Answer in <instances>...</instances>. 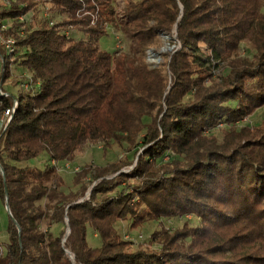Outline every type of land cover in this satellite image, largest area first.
Wrapping results in <instances>:
<instances>
[{"label": "trees", "instance_id": "obj_1", "mask_svg": "<svg viewBox=\"0 0 264 264\" xmlns=\"http://www.w3.org/2000/svg\"><path fill=\"white\" fill-rule=\"evenodd\" d=\"M8 1L2 36L15 51L0 48V196L12 217L0 264H264V118L243 124L264 109V0H127L120 15L115 0ZM45 4L64 19L40 17ZM31 11L38 26L27 33L20 17ZM110 23L138 60L120 78L123 65L97 45ZM162 35L180 48L150 68L143 57ZM14 66L28 90L8 91ZM98 143L133 159L85 165L68 193L56 166L23 165L71 161ZM186 216L200 225L155 230L158 249H133L118 228ZM44 218L58 235L40 229Z\"/></svg>", "mask_w": 264, "mask_h": 264}, {"label": "rangeland", "instance_id": "obj_2", "mask_svg": "<svg viewBox=\"0 0 264 264\" xmlns=\"http://www.w3.org/2000/svg\"><path fill=\"white\" fill-rule=\"evenodd\" d=\"M134 1H141V0H134ZM126 4H127V0L114 1L113 5L116 8V13L118 15L122 13V10ZM39 11L40 12L38 15L40 17H45L46 13H48L51 17V21L53 20L55 23H59L64 19V16L60 15L59 12L51 10L50 4L42 5V8ZM37 17H35L33 11L27 14L26 18L30 20L29 23L26 24L25 31L27 33H30L33 30L37 29L38 26L36 20ZM107 31H108L107 35L101 37L97 45L100 48V50L104 52L112 53L114 55L115 67L118 62L123 65V67L120 70L116 68V76L120 78L121 71L123 68L129 65H134L138 62L137 56L131 53L130 40L123 34L119 25L110 23L107 25ZM69 35L75 39L82 37L81 34H76V32L74 33L70 32ZM161 39H162V45L160 49L157 51H153V50L147 51L143 57L150 68H158L165 61L169 60V56L176 49L180 48V45L176 40L175 35L170 37H167V35H162ZM200 47L202 51L205 49V46L203 44H201ZM241 48H242L241 54L249 53L250 49L248 44H242ZM213 62H214L212 63L213 72L214 74L219 75L221 73L220 69H218V67H215V64L217 62L215 60ZM13 73H14L13 74L14 76H12L13 79L8 80L6 85L8 91L12 93H17V92L20 93L21 91L28 90L30 85L29 82L25 80L28 79L29 77L25 75L27 73L25 72L24 74H21L19 70L15 68V66L13 67ZM223 73L226 74L227 70L224 71ZM17 74L19 76H17ZM22 75L24 79L23 84L16 85L17 80L21 79L20 77ZM263 118H264V109L260 110L252 117H248L243 122V124L249 126H258L263 120ZM212 133L217 136L219 141L222 140L223 135L220 132V130L218 129L213 130ZM104 148H105L104 143L89 144L83 150V152L78 153L76 157L71 161L53 162L48 157H43L37 162L36 160H31L23 163V165L39 166L40 168H44L46 165L56 166L58 171L62 174V176L65 179V186L63 187V191L65 193H68L71 190H76V188L73 186V177L76 174V172L82 169L85 165L95 164V165L104 166L107 165L108 163L115 162L121 158L128 157L130 160L133 159L132 153L127 154L123 148L117 145L113 149L108 150L106 154L104 153L105 150ZM37 205L39 206L40 209L47 211L48 200L44 199L43 201L37 203ZM185 222L190 223V225L192 226L200 225V220L197 217L186 216L184 218L165 220L161 223H156V222L149 223L138 230H132L130 222L120 223L118 224L119 225L118 228L121 231L124 239L133 241L135 245L133 249H146V248L158 249L159 247L157 245L154 246L150 245L152 233L155 230L161 229L162 227H167L169 229L182 227ZM9 224H10V215L5 202L1 199L0 196V242L2 244L7 243L9 240V233H8ZM40 229L44 232L52 231L56 235H58L61 229L63 228L60 225L58 226L54 224L47 218H44L40 221ZM93 232L94 230L90 227L88 231V241L90 244H92V246H94L93 244H96V242L98 243V241H96V239L93 238Z\"/></svg>", "mask_w": 264, "mask_h": 264}, {"label": "built area", "instance_id": "obj_3", "mask_svg": "<svg viewBox=\"0 0 264 264\" xmlns=\"http://www.w3.org/2000/svg\"><path fill=\"white\" fill-rule=\"evenodd\" d=\"M0 2L4 5H8L9 1L8 0H0ZM20 21L25 23L24 29L26 28V24L29 23V19L26 18V16L20 17ZM8 28V26L4 25L0 16V48H5L8 53H13L15 51V41L13 39L5 40L2 36L3 31H5ZM0 64H1V56H0ZM2 95H7L4 94L3 92L1 93ZM17 105V100L15 99L14 106L10 109H7L1 119V127L7 126L9 122L12 120L15 112V107Z\"/></svg>", "mask_w": 264, "mask_h": 264}, {"label": "water", "instance_id": "obj_4", "mask_svg": "<svg viewBox=\"0 0 264 264\" xmlns=\"http://www.w3.org/2000/svg\"><path fill=\"white\" fill-rule=\"evenodd\" d=\"M167 37H170L169 35H167ZM6 207L8 209V212H9V215L12 217L11 213H10V209H9V206H8V199L6 200ZM70 231H68L67 233V236L69 235Z\"/></svg>", "mask_w": 264, "mask_h": 264}]
</instances>
